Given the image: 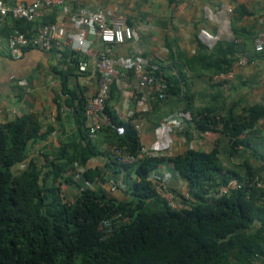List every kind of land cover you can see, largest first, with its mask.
Wrapping results in <instances>:
<instances>
[{
  "label": "trees",
  "instance_id": "1",
  "mask_svg": "<svg viewBox=\"0 0 264 264\" xmlns=\"http://www.w3.org/2000/svg\"><path fill=\"white\" fill-rule=\"evenodd\" d=\"M55 17L53 13L45 22L53 23ZM234 19L233 15L235 42H218L208 50L197 40L195 56L184 60L180 67L190 72L192 79L201 78L203 72H228L241 56L249 62L254 59L250 47L258 32L236 27ZM26 25L14 24L22 29ZM64 56L63 62L69 54ZM148 59L160 67L155 75L168 86V106L174 107L167 111L174 112L183 103L181 110L193 113L194 96L181 88V83L188 86L189 75L181 69L178 76L167 75L161 63ZM61 93L67 95L62 105L74 116L77 135L65 146L67 149L49 155L51 160L43 152L29 156V149L41 137V125L33 116L0 125V264H264V192L250 181L264 166L254 170L243 162L238 166L240 171H231L216 184L212 182L221 169L217 147L210 152L187 149L168 158L143 155L133 164H118L109 157L112 147L135 157L141 153L139 132L132 122L137 116L122 121L106 106L113 124L124 126L125 132L117 136L111 127H104L97 134L99 138L91 139L85 127L82 93L69 89L65 78L61 80ZM165 100L150 101L153 114ZM214 113L209 108H198L188 124L193 123L201 134L224 135L229 143L228 156H232L239 148L248 147L239 137L264 118V104L244 108L237 118L229 113L218 119ZM102 145L107 146V165L114 166L115 173H125L124 187L118 191L126 198L116 200L107 197L103 189L84 187L85 181H102L98 168H87L77 195L67 199L60 189L65 168L75 164L86 167L89 159L102 154ZM165 161L187 184L188 200L172 190L185 209H170L149 179L150 173ZM232 178L248 184L215 200L205 199ZM66 181L64 185L72 183V179ZM108 220V225L102 224Z\"/></svg>",
  "mask_w": 264,
  "mask_h": 264
},
{
  "label": "crops",
  "instance_id": "2",
  "mask_svg": "<svg viewBox=\"0 0 264 264\" xmlns=\"http://www.w3.org/2000/svg\"><path fill=\"white\" fill-rule=\"evenodd\" d=\"M18 1L30 3L34 0ZM68 5L70 9L96 8L91 0H68ZM97 7L109 12L112 20L121 19L131 26L138 49L154 62L167 66L165 69L163 67V71L170 76H178V64L182 65L184 60L195 56L198 49L197 40L203 44L200 40L201 32L216 34L218 21L213 18L223 8H233L236 27H246L254 33L264 30V0H100ZM243 10H246L247 14L241 15ZM54 21L64 23L68 28L66 18L56 15ZM11 25L10 22L0 24V125L24 116H33L41 125V137L29 149V156L33 158L37 152L49 156L66 148L77 135L78 124L70 111L63 108V102L59 99L61 80L65 78L68 88L78 90L86 101L97 90L99 76L78 73L76 63L70 59L59 62L53 51L25 49L18 57L12 58L7 45ZM237 42L239 43V40ZM217 43L210 47L203 45L212 50ZM92 47L93 51L100 47L98 40H93ZM250 49L254 58L252 64L246 67H236L234 64L235 79L231 88L227 91H212L207 95L209 109L215 111L218 119L229 113L237 118L244 108L264 104V55L254 53V43ZM130 50L129 44L115 48L117 54L124 58L128 57ZM189 74L191 73H187ZM128 82L130 88L127 96L122 97L113 89L107 106L122 121L137 116L132 122L139 126L142 146L149 148L156 125L148 118L153 114L151 103L148 99L144 108L137 105L140 95L132 88V80L129 79ZM85 127L87 128L86 124ZM220 127L217 126L218 129ZM172 139L174 156L185 153L187 144L197 151L210 152L215 147L218 148L221 169L212 183L221 182L223 176L230 175L231 171H240L238 166L243 162H248L254 170L264 166V118L259 120L253 129L239 137L248 143V147L239 148L232 156H228L229 143L224 135L219 132L201 134L194 129L191 122H187L183 132L175 134ZM43 158L41 156L40 160L43 161ZM95 158L88 160L86 168L99 169L93 165L92 160ZM104 158H101L104 161L103 171L99 169L102 178L105 172V176H114L115 180L123 183L125 173H115V170L107 165L106 157ZM49 159L51 160V156ZM150 175L160 179L168 177L171 187L177 192L189 193L187 184L176 175L173 165L167 161L157 166ZM108 177H104L105 182L99 179L93 187L104 185L107 197L124 200L125 194L109 190ZM205 199L215 200L213 194Z\"/></svg>",
  "mask_w": 264,
  "mask_h": 264
},
{
  "label": "built area",
  "instance_id": "3",
  "mask_svg": "<svg viewBox=\"0 0 264 264\" xmlns=\"http://www.w3.org/2000/svg\"><path fill=\"white\" fill-rule=\"evenodd\" d=\"M96 8L78 7L70 9L68 0H34L30 3L19 2L18 0H0V24L12 23L11 30L7 35V45L12 58L18 57L25 49H39L53 51L59 62L65 59V53L69 54L66 60L76 61V70L80 74L98 75L99 82L95 93L85 101L84 118L86 120L88 137L96 139L97 134L104 127H111L117 136H122L125 128L122 125H115L111 116L106 112V106L113 89L122 97L127 96L130 88L129 79L132 80V88L140 95L137 105L144 108L148 99L151 101L164 100L167 97V84L155 75L160 67L157 64H150L149 59L144 56L137 47L134 37V30L121 19H111L109 12L102 7H97L100 0H91ZM55 13L66 18V24L61 22H45V18ZM232 10L221 9L213 20L218 21L216 34L207 32L200 33L201 42L207 47L215 42H235L231 29ZM229 21V26L226 27ZM22 22L27 24L24 29L15 27L14 24ZM100 43V47L93 51V40ZM131 46L128 57L124 58L117 54L115 48L120 45ZM254 52L264 53V30L257 33L254 41ZM252 64L246 57L241 56L235 63L236 67H246ZM131 73V76L129 75ZM161 74V73H160ZM235 72H221L213 75L210 84L227 91L233 84ZM67 95L60 94L59 99L64 102ZM188 112L176 111L163 117L153 130V141L149 148L142 147L138 157L124 154L121 149L112 147L109 150V157L118 164L130 165L135 163L141 156L150 157L171 156L173 136L184 130L185 124L191 121ZM135 129L139 126L135 124ZM108 163L110 161L108 160ZM75 181L81 180L83 172L87 169L77 164L74 165ZM177 175V173H176ZM178 176V175H177ZM155 178V187L160 199L164 200L172 210L185 209L186 206L173 193L168 177L161 179L150 175L149 179ZM251 184L264 192V169L251 178ZM96 182V181H95ZM95 182L85 181L83 186L95 189ZM98 184V183H97ZM247 182L237 178L228 180L221 185L214 198L229 194L232 190L244 187ZM124 186L120 181L110 182L109 190L118 191ZM185 200L189 199L187 193H181ZM207 195L206 197H209ZM110 220L102 221L108 225ZM111 230V229H110Z\"/></svg>",
  "mask_w": 264,
  "mask_h": 264
},
{
  "label": "rangeland",
  "instance_id": "4",
  "mask_svg": "<svg viewBox=\"0 0 264 264\" xmlns=\"http://www.w3.org/2000/svg\"><path fill=\"white\" fill-rule=\"evenodd\" d=\"M230 9L232 10V12H233V8H231L230 7ZM233 13H232V16H231V19H232V17H233ZM229 26V21L227 22V24H226V27H228ZM253 47V44L251 45V47L250 48H252ZM172 54V53H171ZM163 67H164V69L165 68H168L167 66H165V65H163ZM180 67H182L180 64H178V66H177V69L178 70H180L181 68ZM173 68L175 69V65L173 66ZM183 69V68H182ZM183 72H186L185 71V69H183ZM188 73V72H187ZM166 74V73H165ZM208 74V75H207ZM210 73H207V72H203V75H202V77L201 78H197V79H192L191 77H190V75H189V77H188V86H184V84L183 83H181V88H182V90L184 91V92H188V95L189 96H191V95H193L194 97H193V113H191V114H195V111L198 109V108H209V103H208V101H207V95L208 94H210L212 91L214 92V91H219V87H217V86H213V85H211L210 84V79H211V77L213 76V75H215V74H211V75H209ZM168 75V74H167ZM166 75V76H167ZM232 86V85H231ZM231 86H230V88H231ZM229 88V89H230ZM228 89V90H229ZM170 98L169 97H167L166 98V100H165V102L164 103H162V104H160L159 105V107H158V111H156V114H153V115H150L148 118L149 119H151L153 122H154V125L158 122V120H159V118L160 117H162L163 115H169V114H171V113H173V112H171V113H169L167 110H169V109H173V107H174V104L172 105V107H169L168 106V104L170 103ZM149 103H150V101H149ZM170 105V104H169ZM184 104L182 103V104H179V105H177V106H179V108L178 109H174L173 111L174 112H176V110H178V111H181V108H182V106H183ZM150 106L148 105V109H150L149 108ZM166 111L168 112V113H166ZM166 113V114H165ZM183 131H181V133H182ZM178 134V133H177ZM98 138L100 137L99 135L97 136ZM199 142H200V140H199ZM201 143V142H200ZM203 143V142H202ZM187 147H188V149H191V148H193L192 147V145H189V144H187ZM106 148H107V146L106 145H103L102 147H101V150H100V152H102V154L101 155H99V156H97L95 159H93L92 161H93V165L96 167H99V169H103V160L101 159V158H104V157H106V159H107V156H106V154H107V150H106ZM106 150V151H105ZM106 152V153H105ZM171 156H174V154H173V152H171ZM105 159V158H104ZM93 167V166H92ZM109 168H112V170L114 171L115 170V167L113 166H110ZM103 171V170H102ZM64 172H67V173H65L64 175H63V177H62V182H61V184H60V189H61V191H62V193L64 194L63 196H65L67 199H73V197L75 196V195H77V193H78V186H80V184H82V181L81 180H74V182H73V179H75V174H76V172H77V170L75 171V168L73 167V168H70L69 166H67L66 168H65V171ZM121 173H123V172H121ZM104 176H103V178H102V181H104L105 182V180H104V177H108L107 175L105 176V172H104V174H103ZM72 179V183H68V188H67V186H65L63 183L64 182H67L66 180H71ZM108 179L110 180L109 181V183L110 182H112V181H117V180H115L114 179V176H111L110 178L108 177ZM151 181H152V183H153V185H154V187H156V185H157V180L155 179V178H152L151 179ZM118 182V181H117ZM95 189H103L104 190V185H98V187L97 188H95ZM215 190H216V188H214V190H213V192L211 191L210 192V194H215L214 192H215ZM116 192H119V191H116Z\"/></svg>",
  "mask_w": 264,
  "mask_h": 264
}]
</instances>
